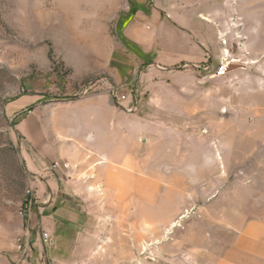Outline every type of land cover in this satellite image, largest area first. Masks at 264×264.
<instances>
[{
	"label": "crops",
	"instance_id": "obj_1",
	"mask_svg": "<svg viewBox=\"0 0 264 264\" xmlns=\"http://www.w3.org/2000/svg\"><path fill=\"white\" fill-rule=\"evenodd\" d=\"M129 13L131 19L120 26ZM263 14L264 0H122L98 27H88L77 57L69 60L75 79L118 71L114 53L128 51L115 41L122 37L153 65L138 82L139 110L121 111L104 81L98 91L78 99L43 104L45 95L36 92L16 100L17 110L37 104L20 123L21 132L31 136L30 149L21 146V152L29 168L47 175L32 180L34 203L18 228L0 238V264H125L135 258L137 229L150 233L153 210H162L153 207V200L171 201L172 194L184 192L174 186L189 183L196 198L201 167L209 169V189L223 183L212 169L230 167L217 159L222 146L216 147L214 130L201 164L199 133L185 132L175 121L197 120L221 106L233 115L236 103L239 196L230 203L235 215L217 226L211 211L228 206L223 192L214 195L207 204V245L195 244L193 254L199 257L206 249L207 264H264ZM110 19L120 28L117 35L110 31ZM223 49L241 62L230 66L217 102L215 91H200L215 88L214 81L176 68L210 58L213 63ZM231 132L225 127V135ZM55 161L68 165L61 167L62 178L47 170ZM161 183L168 186L153 190V184ZM43 232L51 236L50 243ZM16 234L23 237L26 251L17 249Z\"/></svg>",
	"mask_w": 264,
	"mask_h": 264
},
{
	"label": "rangeland",
	"instance_id": "obj_2",
	"mask_svg": "<svg viewBox=\"0 0 264 264\" xmlns=\"http://www.w3.org/2000/svg\"><path fill=\"white\" fill-rule=\"evenodd\" d=\"M121 1L0 0V238H4L8 230L18 228L21 218H24L21 210L28 206L29 201L34 203L32 180L37 176L47 175L29 168L21 152V146L30 149L31 136H25L21 132L20 123L28 115L30 117L37 104L28 103L17 110L14 109L16 100L22 96L30 97L36 92L45 95L43 104L78 99L98 91L103 80L118 85L120 91L127 95L124 107H128L132 100H137L140 76L153 67L152 61H142L135 49L127 46L121 38L115 41L127 47L128 51H115L113 65L118 70L115 73L104 71L77 80L74 77L73 63H69L70 59L77 57L79 43L84 42L81 39L87 37L88 27H98L107 11H111L112 6ZM110 21V31L117 35L120 28L114 19ZM220 40L223 45L227 44L222 36ZM225 50L223 49L220 57H215L213 68L225 55ZM227 52L230 55L228 49ZM240 62H232L231 67L238 66ZM176 69L192 70L199 80L214 81L215 88H201L200 91L207 93L213 90L215 100L222 101L223 89L229 76H213L210 71L196 68L194 63H182ZM236 96L238 98V93ZM124 107H120V110L128 114H135L139 110L138 107L137 111L129 112ZM235 107L233 115L225 114L221 106L220 110L211 115H198L197 120L189 117L175 121V126L185 132L199 133L201 164L208 154L209 132L214 130L216 147L222 146L217 159L227 160L230 167L212 169L223 183H216L210 189L207 183L209 169L201 167L200 191L196 198L192 197V184L189 183L175 185L174 191L179 186L184 188V192L179 190L180 194H172L174 197L171 201L153 200V207H161L162 210H153L150 233L137 229L136 256L125 264H207L206 249L204 255L201 253L199 257L193 254L195 244L207 245V204L214 195L220 196L223 192L221 195L227 203V209L220 206L211 211V219H215L216 225H223L224 217L230 219L235 215L236 209L231 208L230 203L239 196V103ZM225 127L232 129L230 135L224 134ZM56 162L59 165L54 167ZM62 166L65 164L55 161L47 170L54 171L62 178ZM225 177L228 180L225 181ZM158 186L163 190L168 185L153 184V190ZM165 205L169 207L167 211L163 210ZM222 231H217L219 240L223 238ZM19 236L21 235H15V243Z\"/></svg>",
	"mask_w": 264,
	"mask_h": 264
},
{
	"label": "built area",
	"instance_id": "obj_3",
	"mask_svg": "<svg viewBox=\"0 0 264 264\" xmlns=\"http://www.w3.org/2000/svg\"><path fill=\"white\" fill-rule=\"evenodd\" d=\"M241 59L239 57H231L228 52H227V49L225 50V55L221 57L219 63L213 68L212 66V62L211 60H208L204 63H194V66L198 69H203V70H206V71H210V73L213 75V76H216V77H224L226 76L229 71H230V66L232 64V62H235V61H240ZM104 82H108L110 84V94H111V97L113 98V100L115 101V103L119 106V107H124L123 105V102L125 100L128 99L127 95L125 93H122L120 91V87L118 85H115L113 83H110L109 80H103ZM138 103L136 100H132V102L130 103V105L127 107L125 106L124 108L129 111V112H135L138 110ZM59 165L58 162L54 163V167H57ZM65 166L67 167L68 165L65 164ZM32 204L31 201L28 202V206H30ZM28 206L25 207L24 209L21 210V214L25 215L27 210H28ZM43 238L46 242H51L52 239H51V236L49 235L48 232H43ZM16 247L18 250L20 251H26L27 249V245L23 239L22 236H19L16 240Z\"/></svg>",
	"mask_w": 264,
	"mask_h": 264
},
{
	"label": "trees",
	"instance_id": "obj_4",
	"mask_svg": "<svg viewBox=\"0 0 264 264\" xmlns=\"http://www.w3.org/2000/svg\"><path fill=\"white\" fill-rule=\"evenodd\" d=\"M130 19H131V13H129L125 18L122 19V21H121V25L124 26V25H125ZM120 38L125 42V44H126L127 46H129V47L135 49V51H136L138 54H140V55L142 56L140 50H138L137 48H135L133 45H131V43H129L128 41H126V40L123 39L122 37H120ZM143 56H144V55H143Z\"/></svg>",
	"mask_w": 264,
	"mask_h": 264
}]
</instances>
